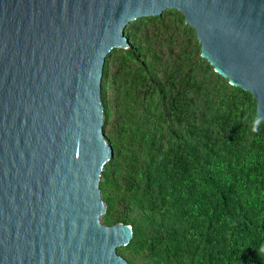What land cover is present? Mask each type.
Here are the masks:
<instances>
[{
  "label": "water",
  "instance_id": "1",
  "mask_svg": "<svg viewBox=\"0 0 264 264\" xmlns=\"http://www.w3.org/2000/svg\"><path fill=\"white\" fill-rule=\"evenodd\" d=\"M168 8L264 122V0H0V264H128L132 226L101 220L102 70Z\"/></svg>",
  "mask_w": 264,
  "mask_h": 264
},
{
  "label": "trees",
  "instance_id": "2",
  "mask_svg": "<svg viewBox=\"0 0 264 264\" xmlns=\"http://www.w3.org/2000/svg\"><path fill=\"white\" fill-rule=\"evenodd\" d=\"M101 79L103 223L132 226L128 264H264V122L200 56L176 9L124 28ZM258 121V122H257Z\"/></svg>",
  "mask_w": 264,
  "mask_h": 264
},
{
  "label": "clouds",
  "instance_id": "3",
  "mask_svg": "<svg viewBox=\"0 0 264 264\" xmlns=\"http://www.w3.org/2000/svg\"><path fill=\"white\" fill-rule=\"evenodd\" d=\"M258 122V121H257ZM261 251L264 252V247L261 248Z\"/></svg>",
  "mask_w": 264,
  "mask_h": 264
}]
</instances>
